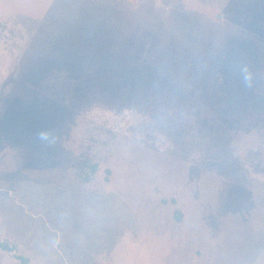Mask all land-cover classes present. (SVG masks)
<instances>
[{
  "label": "rangeland",
  "instance_id": "1",
  "mask_svg": "<svg viewBox=\"0 0 264 264\" xmlns=\"http://www.w3.org/2000/svg\"><path fill=\"white\" fill-rule=\"evenodd\" d=\"M0 237L264 264V0H0Z\"/></svg>",
  "mask_w": 264,
  "mask_h": 264
},
{
  "label": "trees",
  "instance_id": "2",
  "mask_svg": "<svg viewBox=\"0 0 264 264\" xmlns=\"http://www.w3.org/2000/svg\"><path fill=\"white\" fill-rule=\"evenodd\" d=\"M176 217L178 219H181V216H180V211L177 210L176 212ZM0 248L2 250H5V251H9V252H14L15 251V247L14 246H11L10 244H8L7 242H4L2 241V239L0 238ZM19 260H23L21 257H17ZM25 261V260H24Z\"/></svg>",
  "mask_w": 264,
  "mask_h": 264
},
{
  "label": "crops",
  "instance_id": "3",
  "mask_svg": "<svg viewBox=\"0 0 264 264\" xmlns=\"http://www.w3.org/2000/svg\"><path fill=\"white\" fill-rule=\"evenodd\" d=\"M1 238V237H0ZM3 241V240H2ZM28 261V260H27Z\"/></svg>",
  "mask_w": 264,
  "mask_h": 264
}]
</instances>
